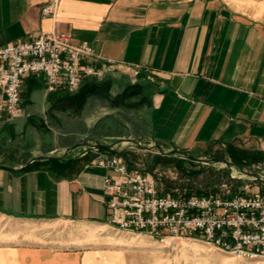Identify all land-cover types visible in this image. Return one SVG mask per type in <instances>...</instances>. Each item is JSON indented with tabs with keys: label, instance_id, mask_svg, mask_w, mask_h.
<instances>
[{
	"label": "crops",
	"instance_id": "obj_1",
	"mask_svg": "<svg viewBox=\"0 0 264 264\" xmlns=\"http://www.w3.org/2000/svg\"><path fill=\"white\" fill-rule=\"evenodd\" d=\"M52 1L0 0V44L65 30L89 44L90 62L122 60L137 71L85 77L72 92H46L41 74L21 78L20 116L0 111V165L9 168L0 169V264H162L151 238L107 224L102 178L111 172L92 161L113 153L25 162L87 136H145L165 151L251 159L264 173V0H55L53 15L41 16ZM57 113L81 126H47ZM109 121L122 132L104 128ZM124 150L137 168L147 153ZM73 161L81 164L68 169ZM250 191L264 198V186Z\"/></svg>",
	"mask_w": 264,
	"mask_h": 264
},
{
	"label": "built area",
	"instance_id": "obj_2",
	"mask_svg": "<svg viewBox=\"0 0 264 264\" xmlns=\"http://www.w3.org/2000/svg\"><path fill=\"white\" fill-rule=\"evenodd\" d=\"M54 10L55 0L40 13L51 16ZM91 57L96 55L89 44L73 42L65 30L0 44V111L9 121L20 116V84L27 74H41L46 92H72L85 77L137 71L136 64L111 58L95 64ZM92 163L111 172L102 178L107 224L159 244L194 240L235 260L264 261V198L258 192L168 193L152 174L130 169L118 155L99 154Z\"/></svg>",
	"mask_w": 264,
	"mask_h": 264
},
{
	"label": "rangeland",
	"instance_id": "obj_3",
	"mask_svg": "<svg viewBox=\"0 0 264 264\" xmlns=\"http://www.w3.org/2000/svg\"><path fill=\"white\" fill-rule=\"evenodd\" d=\"M41 100L38 98L35 99V113H39V118L44 119V113L42 109H40V102ZM63 106H60V108H57V106L53 109H62ZM67 107V106H65ZM68 110V108H66ZM46 125L47 126H54V124L58 123L61 124L63 127H70L71 129H77L81 126L80 123L75 122L73 119L74 117H68L67 115H64V113H57V116L52 118L50 115H46ZM21 120H15L14 124H20ZM155 155L154 152L149 151L146 154H144V161H150L152 156ZM188 170L197 171L199 167L196 165H190L185 164ZM210 166L211 171L208 169L206 172H203L202 174H199L196 176L195 179H190L187 177V174H181L175 169L165 166V165H157L150 174H152L153 177L157 179L158 182L161 184V180L164 181H171L176 187V189H172L171 191H168V193H195V189L198 188L197 181L200 180L202 177H207L209 173H214V171H219L224 168L220 164L215 165H206L202 167H208ZM138 169L142 172H146L143 163H139ZM246 172H254V171H260L258 168L255 167H249V168H243ZM227 175L230 177V179L238 181L239 184L236 185V188H233L231 185L226 184L222 181L220 185H218L217 188H215L214 192H208V193H218L220 195H232L237 192H250L251 188L254 187V184L256 182L251 179H245L243 176H241L236 168H232L231 171H227ZM185 185H189L190 188L188 189H181L180 187H184ZM162 187V185H161ZM204 189V188H201ZM210 190V189H209ZM138 237H144L147 236L138 234ZM152 241V240H151ZM151 252L153 259H158L159 262L162 264H264V261H245V260H235L231 258L229 255L221 253L217 250H214L210 247L205 246L199 241L194 240H176L173 243L170 244H159L155 241H152Z\"/></svg>",
	"mask_w": 264,
	"mask_h": 264
},
{
	"label": "water",
	"instance_id": "obj_4",
	"mask_svg": "<svg viewBox=\"0 0 264 264\" xmlns=\"http://www.w3.org/2000/svg\"><path fill=\"white\" fill-rule=\"evenodd\" d=\"M149 141V145L142 146L141 142ZM138 147L144 151H152L155 154L160 156H171L175 157L182 161L183 166L185 164L196 165L197 167H202L206 165H215L220 164L227 171H231L232 168H236L237 172L243 176L245 179L254 180L258 185L264 186V173L262 171H254V172H246L243 170L241 166L229 161L225 157H213V156H203V157H195L192 155H188L187 153L176 151V150H169L165 151L161 149V147L157 144V142L151 137L139 136L134 138H116L113 140L107 139H98V138H91L89 136L84 137L82 140L73 143L69 147L65 148L63 152L58 155H38L31 157L28 161L25 162V165L30 163L36 162H44V161H61L67 154L75 149H102L105 152L113 153L115 155L120 156L125 164L134 171H141L139 170L136 165L131 162L127 154L125 153V148H132ZM0 169L9 170V168L1 166ZM231 177V176H230Z\"/></svg>",
	"mask_w": 264,
	"mask_h": 264
},
{
	"label": "trees",
	"instance_id": "obj_5",
	"mask_svg": "<svg viewBox=\"0 0 264 264\" xmlns=\"http://www.w3.org/2000/svg\"><path fill=\"white\" fill-rule=\"evenodd\" d=\"M105 122V121H103ZM122 127V128H121ZM104 128H110L111 132L112 130L114 131H118V132H122L121 130L124 128V126L121 124H116V125H112V122L109 121L107 124L104 125ZM125 130V129H124ZM103 151L102 149H98ZM127 154L128 159L131 162H134V157L132 155H130V153L127 151L125 152ZM215 157V156H213ZM219 157V156H217ZM231 162L238 164L239 166H241L242 168H249L251 163H254L253 160L249 159V162H245L239 158H229ZM44 163H47V161H44ZM81 163L73 161L72 163H69V168H72V166L74 165H80ZM143 165L144 168L146 170V172L151 173L152 170L157 166V165H165V166H169L173 169H175V171L181 173V174H187V177L190 179L189 181H191L192 179H195L197 175L202 174L203 172H206V170L208 169L209 171H211L210 166L208 167H199L197 171H192V170H188L186 166H183L182 161L175 158V157H165V156H160L158 154H155L152 156L150 161H143ZM66 168H62L60 171H64ZM225 182L226 184L231 185L233 188H236V185L239 184L238 181L232 180L230 179V177L227 175V170L226 169H222L219 171H214V173H209L208 174V178L207 177H202L200 180L197 181L198 188L195 189V193L196 194H206L208 192H214L215 188L218 187V185H220L221 183ZM161 185H162V190L163 192H168L171 191L172 189H176V187H174L175 185L171 182V181H164L161 180ZM256 185V184H255ZM188 189L190 188L189 185H185L184 187H180L181 189ZM204 188V189H201ZM210 189V190H209Z\"/></svg>",
	"mask_w": 264,
	"mask_h": 264
}]
</instances>
